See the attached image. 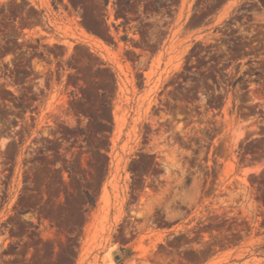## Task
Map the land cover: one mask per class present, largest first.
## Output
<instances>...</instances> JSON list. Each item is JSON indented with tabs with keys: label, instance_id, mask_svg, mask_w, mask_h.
<instances>
[{
	"label": "rangeland",
	"instance_id": "rangeland-1",
	"mask_svg": "<svg viewBox=\"0 0 264 264\" xmlns=\"http://www.w3.org/2000/svg\"><path fill=\"white\" fill-rule=\"evenodd\" d=\"M0 264H264V0H0Z\"/></svg>",
	"mask_w": 264,
	"mask_h": 264
},
{
	"label": "trees",
	"instance_id": "trees-1",
	"mask_svg": "<svg viewBox=\"0 0 264 264\" xmlns=\"http://www.w3.org/2000/svg\"><path fill=\"white\" fill-rule=\"evenodd\" d=\"M86 196L89 198L90 196L86 193Z\"/></svg>",
	"mask_w": 264,
	"mask_h": 264
},
{
	"label": "crops",
	"instance_id": "crops-1",
	"mask_svg": "<svg viewBox=\"0 0 264 264\" xmlns=\"http://www.w3.org/2000/svg\"><path fill=\"white\" fill-rule=\"evenodd\" d=\"M168 233V232H167ZM132 244H128V246H131Z\"/></svg>",
	"mask_w": 264,
	"mask_h": 264
},
{
	"label": "bare ground",
	"instance_id": "bare-ground-1",
	"mask_svg": "<svg viewBox=\"0 0 264 264\" xmlns=\"http://www.w3.org/2000/svg\"><path fill=\"white\" fill-rule=\"evenodd\" d=\"M244 179V178H243ZM108 254V253H107ZM109 258V257H108Z\"/></svg>",
	"mask_w": 264,
	"mask_h": 264
}]
</instances>
